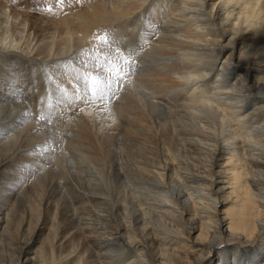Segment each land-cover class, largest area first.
<instances>
[{"label":"bare ground","instance_id":"6f19581e","mask_svg":"<svg viewBox=\"0 0 264 264\" xmlns=\"http://www.w3.org/2000/svg\"><path fill=\"white\" fill-rule=\"evenodd\" d=\"M33 2L0 1L3 80L30 87L103 25L139 54L62 141L0 90V264H264V0H85L46 35Z\"/></svg>","mask_w":264,"mask_h":264},{"label":"rangeland","instance_id":"374dc122","mask_svg":"<svg viewBox=\"0 0 264 264\" xmlns=\"http://www.w3.org/2000/svg\"><path fill=\"white\" fill-rule=\"evenodd\" d=\"M0 1L2 2L5 0H0ZM23 1L24 0H16V2L19 5L22 4ZM33 1L34 2L32 3V6L34 8L40 9V18L44 22L42 25L43 35H46V34L53 32V30H54L53 24H56L58 21L76 17L80 13L89 14V12H90V10L87 9L86 5H84L85 0H66L65 6L63 7V9H55L54 13H49V12L43 11V8L48 5L49 0H33ZM34 5H36V6H34ZM69 14H70V16L71 15L72 16L70 17ZM51 20H53V22ZM73 25L74 26L72 28L77 27L79 25V23L73 24ZM19 28H21V27H19ZM108 31L105 29L104 25L100 26V28L99 27L95 28V29L91 30L89 33H87L86 36H84L85 41H82V42L85 44H83L81 47H78L76 49L72 48L73 51L71 53H68L69 55L67 54V56H65L63 58V60L62 59H59V60L54 59V60L58 61V64H53L52 63L53 60H49L47 62V65H43L44 67H42V69H40L37 72L33 69L28 70L27 75H26V79L30 83V87H28V85H27V87L22 86V85H18V81L10 83L7 78H6V80H3L2 76H0V90H5V91L7 90V92L5 93V97L6 98L9 97V99H10L9 102H14L15 105H16V102H17V104L19 103L18 105H21V103L25 102L24 106H23L24 109H26L27 111L30 110V112L32 113L31 118L28 116L27 117L29 119L34 120L37 125L30 128L31 130L28 131L29 135L38 136V135H41V131L44 130V131H47V133L48 132H51V134L54 133L55 135L53 134V136L55 137V139L57 141H62V139L65 140L66 136H67L66 135L67 134L66 128H69V126H70V123H66V122L72 121V120L76 119L77 117H79V115L81 114V109L86 107V106L87 107L91 106L92 108L100 107V104L102 106V103H100V102L88 103V102H85L84 98L76 99L75 96L73 95V91H74L75 87H78V85H76L74 81H69L68 79L62 78L59 75V72L57 70L60 66L65 65V64L71 65L73 67H77L78 63L74 64L73 62H78L80 60H84V57L81 56V53L84 50L92 49L97 44V38L100 35L107 33L113 39H114V37L117 36V35L112 36V34H110ZM57 35L59 37H62L64 34H57ZM70 36H71V39L73 41H77V40L81 41L83 38L82 34L75 33L72 29L70 31ZM12 63H6L5 64V67H6V65L8 66L6 68V70L8 69V71H9V70L13 69ZM47 66H50L51 70L53 71L52 73H57L56 75H57L58 79H55V77H54V81H56V83H59L67 93L66 98H60L59 102L54 105V107H53V113L54 114L51 116V123L50 124H45L44 122L37 123V120H36V117L38 115L37 113H38V110L40 108V101L43 97H45L46 93H50L53 96L57 95V93H55V91H54V85L49 84L47 79H46V76H49V74H47ZM84 70L85 69L81 68V71H84ZM34 87H36L37 90H34ZM119 92H120V90L118 91V93ZM16 98H17V101H16ZM75 110H77V111L75 112ZM64 121H66V122H64ZM62 123L63 124L65 123V125H63ZM66 125H68V126H66ZM62 126H66V127L62 128ZM46 127H48V130L46 129ZM57 137H59L60 140ZM43 141H45V139L42 138L40 140V142H43ZM36 142H37V140L35 141V143ZM50 148H51V150L47 153H51V154L61 153L60 147L59 148L54 147L51 144ZM42 160H39V161L36 160V163L37 164H43ZM45 162H47V160ZM34 167L35 166H33V165H27L25 168H22V169H23V172L30 174V175H33V176H36L37 172H35ZM29 170H30V172H29ZM221 185L225 186L224 184H221ZM227 192H228V190L224 191V193H220V195L218 196L219 205H218L217 209L219 211V216H221L223 213H225L226 211H228L230 209L231 210L234 209V205H235L234 197H231L230 200L227 201V196H226ZM44 234H47V233L45 232ZM196 235H197V231H195L193 234H191L190 238L193 239V238H195ZM11 248H14V247L12 246Z\"/></svg>","mask_w":264,"mask_h":264},{"label":"snow or ice","instance_id":"6c2138e0","mask_svg":"<svg viewBox=\"0 0 264 264\" xmlns=\"http://www.w3.org/2000/svg\"><path fill=\"white\" fill-rule=\"evenodd\" d=\"M66 0H49L43 11L54 13L55 9H63ZM54 5V6H53ZM139 54L136 47L124 48L119 41L104 33L97 38V44L92 49L84 50L81 56L84 60L78 62L77 67L65 64L58 68L62 78L74 81L78 87L74 88L73 95L76 99L84 98L85 102H100L106 111H110L108 105L123 84L128 82V77L134 71L135 57ZM81 68L85 69L81 71ZM50 72L52 70H49ZM54 76H46L49 84L54 85L57 95L46 93L40 101V108L36 117L37 123H51L53 107L60 98H66L67 93L59 83H55ZM25 115L31 117L32 113L26 111ZM52 141L38 144L33 150V155H44L51 150Z\"/></svg>","mask_w":264,"mask_h":264}]
</instances>
